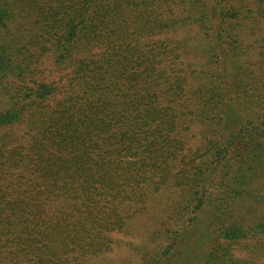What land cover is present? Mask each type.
Returning <instances> with one entry per match:
<instances>
[{
  "label": "trees",
  "instance_id": "1",
  "mask_svg": "<svg viewBox=\"0 0 264 264\" xmlns=\"http://www.w3.org/2000/svg\"><path fill=\"white\" fill-rule=\"evenodd\" d=\"M252 56L264 0H0V264H92L134 225L145 264H264Z\"/></svg>",
  "mask_w": 264,
  "mask_h": 264
},
{
  "label": "rangeland",
  "instance_id": "2",
  "mask_svg": "<svg viewBox=\"0 0 264 264\" xmlns=\"http://www.w3.org/2000/svg\"><path fill=\"white\" fill-rule=\"evenodd\" d=\"M249 62L251 64L250 76L246 83H249L248 87L251 91H256L255 94H251V103L248 105L249 108L247 109L248 115L252 116L253 113H258V111H263L264 109V64L257 60L255 56H252ZM253 102H256V107H253ZM261 104L262 106H260ZM161 208V206L156 207L153 205L152 210L154 213H157ZM135 226L136 225L131 227L130 237L114 235V245L110 251L105 254L102 253L92 264H145L141 255L134 254L129 247L125 246V243L128 241H132L133 244H147V232L141 228L135 229L133 232ZM147 250L148 248H143L142 253Z\"/></svg>",
  "mask_w": 264,
  "mask_h": 264
}]
</instances>
